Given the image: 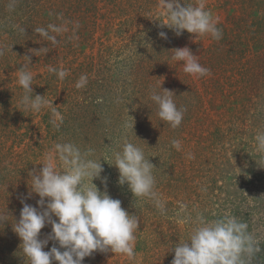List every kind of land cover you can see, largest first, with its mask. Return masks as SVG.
Returning <instances> with one entry per match:
<instances>
[{
	"label": "rangeland",
	"instance_id": "374dc122",
	"mask_svg": "<svg viewBox=\"0 0 264 264\" xmlns=\"http://www.w3.org/2000/svg\"><path fill=\"white\" fill-rule=\"evenodd\" d=\"M9 3L0 0V46L13 45L0 57V264H28L13 227L21 201L39 209L38 194L29 196V173L42 167L57 142L94 149L107 193L139 219L134 259L96 251L83 264H171L175 245L188 239L191 228L177 222L178 202L193 217L230 214L246 222L260 248L250 264H264V156L255 140L264 132V0H180L182 6L203 3L222 31L220 40L160 27V0H17L14 10ZM49 24L68 28L55 45L34 31ZM185 46L210 69L208 75L195 78L171 59L174 48ZM49 67L68 74L60 80ZM21 68L33 74L32 96H44L51 107L25 110ZM81 75L88 82L77 89ZM160 85L186 109L176 129L158 117L150 99L153 90L163 91ZM52 107L63 116L58 129ZM125 122H134L136 135ZM125 136L156 166L155 190L166 201L165 215L135 198L127 183L120 185L117 167L103 160ZM172 140L180 141L179 151ZM93 183L105 191L101 179ZM50 232L46 224L40 238ZM53 245L59 247L49 241L44 250Z\"/></svg>",
	"mask_w": 264,
	"mask_h": 264
},
{
	"label": "clouds",
	"instance_id": "9594fccd",
	"mask_svg": "<svg viewBox=\"0 0 264 264\" xmlns=\"http://www.w3.org/2000/svg\"><path fill=\"white\" fill-rule=\"evenodd\" d=\"M16 3L17 0H10L9 10H14ZM159 6L161 13L157 20L160 27L173 30L177 36L186 30L195 36L210 34L215 40L222 39L223 34L217 27V21L203 3L182 6L180 0H160ZM14 27L21 33L25 32L19 25ZM77 28L78 22L75 23L74 30ZM34 31L44 41L55 45L59 43L57 36L67 32L68 28L66 25L49 24L47 28L37 27ZM158 35L167 39V34L163 31ZM12 46L11 49L0 46V57L12 50ZM173 50L171 59L182 61L185 73L195 78L210 73V69L199 63L197 55L189 47ZM27 59L31 62L29 56ZM48 71L55 73L60 80L68 74L63 69L53 67H49ZM32 81L33 74L21 68L18 76V83L24 90L21 103L25 110L39 113L43 107H51L53 102L45 100L39 94L33 97ZM87 82V76L81 75L75 87L84 88ZM162 89L161 92L153 90L150 99L158 106V117L176 129L181 125L186 109L177 107L173 91ZM51 110L55 116L51 123L58 129L63 123V116L56 108L52 107ZM124 128L135 134L134 122H125ZM255 140L257 153L264 156V132H258ZM171 144L176 150L181 149L179 140H172ZM148 157L142 147L125 136L121 148L112 151L111 156H106L103 160L117 167L120 185L127 183L135 198L151 201L165 215L166 201L155 190L153 170L156 166ZM188 158L194 157L189 153ZM41 165L38 171L29 173V196L33 192L38 194L40 199L37 205L40 207L38 209L21 201L23 207L20 218L13 227L22 240L21 249L28 264H53V261L58 264H83L84 258L96 251H110L134 259V233L139 228V219L122 207L121 200L112 198L107 193V178L101 176V158L95 157L94 149L81 151L74 143L57 142ZM97 178L105 184V191H101L93 183ZM178 204L177 222L191 225V228L188 239L175 245L171 264H250L251 258L260 251L258 241L248 231L247 223L236 216L225 214L208 220L202 213H197L193 217L187 210V204ZM46 224L51 225V232L41 239V229ZM49 241H56L59 247L53 245L50 250L45 251Z\"/></svg>",
	"mask_w": 264,
	"mask_h": 264
}]
</instances>
